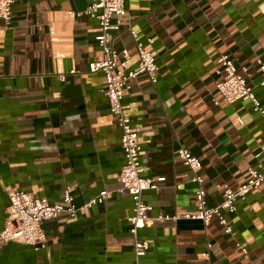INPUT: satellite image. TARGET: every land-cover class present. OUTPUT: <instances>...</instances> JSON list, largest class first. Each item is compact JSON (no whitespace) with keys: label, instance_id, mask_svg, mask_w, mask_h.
<instances>
[{"label":"crops","instance_id":"0c3cea01","mask_svg":"<svg viewBox=\"0 0 264 264\" xmlns=\"http://www.w3.org/2000/svg\"><path fill=\"white\" fill-rule=\"evenodd\" d=\"M89 0H13L0 34V231L11 194L22 191L75 207L107 193L69 217L43 223L45 249L0 242V264H134L128 194L118 192L124 163L121 130L110 114L94 40L98 23L83 12ZM125 15L110 37L136 56L131 32L155 57L156 82H130L122 107L138 132L143 175L156 182L143 193L151 207L138 236L149 243L143 264H264V183L204 226L197 184L177 156L198 158L206 207L237 190L248 169L261 170L264 125L250 101L227 104L215 90L216 60L228 55L264 108V0H124ZM70 71L77 73L70 75ZM60 75L65 80L59 79ZM158 217H167L158 220ZM208 254V257H207Z\"/></svg>","mask_w":264,"mask_h":264},{"label":"built area","instance_id":"2783aa9c","mask_svg":"<svg viewBox=\"0 0 264 264\" xmlns=\"http://www.w3.org/2000/svg\"><path fill=\"white\" fill-rule=\"evenodd\" d=\"M13 0H0V34L1 23L8 25L11 16ZM85 15L95 19L98 23L99 32L94 40L101 50L100 60L88 64V72L91 74L102 73L105 79L104 94L108 100L109 111L117 126L121 130L120 145L123 153L124 163L119 173L118 192L126 193L132 201V214L127 219L129 223L128 233L132 237V250L134 264H143L142 259L149 250V243L138 236V229L149 221L148 212L151 207L143 200V193L156 188V182L143 175L140 164L141 146L138 143V132L133 127L131 119L125 114L122 107L124 93L130 89V82L141 75L149 78L150 82H156L155 57L144 48L137 34L131 32L135 46L136 56L132 57L127 50L117 51L112 45L110 35L118 32L122 25L121 18L125 15L124 0H89V4L83 12ZM216 74L220 77L215 82V90L221 95L227 104L237 101H250L254 111L263 120L264 108L260 106L252 88L247 84V69L241 67L240 72L228 55H220L216 60ZM260 72L264 73V62L257 60ZM77 72L70 71L73 75ZM61 81L65 80L60 75ZM264 85V81L260 83ZM177 156L191 173V182L197 184L195 192L196 211L185 218L200 220L204 226L216 219L223 227L225 234L231 233V226L224 217V212L234 213L236 202L244 200L251 191H257L264 183V167L261 170L248 169L246 181L233 191L226 188L223 192L222 202L215 207H206L203 179L201 177V164L198 158L188 151L180 149ZM264 157V147L261 146L254 153V158ZM107 193L103 192L80 207H75L69 189L63 193L62 202L50 204L46 199L34 197L28 193L18 191L10 195L3 228L0 231V242H15L28 245L36 250L46 248L45 233L42 228L44 222L57 218L65 213L69 217L97 203H103ZM167 217H158L165 220ZM208 257V254H207Z\"/></svg>","mask_w":264,"mask_h":264}]
</instances>
